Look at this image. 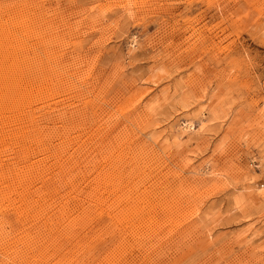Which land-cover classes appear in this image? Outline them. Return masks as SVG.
<instances>
[{
  "label": "rangeland",
  "instance_id": "obj_1",
  "mask_svg": "<svg viewBox=\"0 0 264 264\" xmlns=\"http://www.w3.org/2000/svg\"><path fill=\"white\" fill-rule=\"evenodd\" d=\"M0 56V264H264V0H0Z\"/></svg>",
  "mask_w": 264,
  "mask_h": 264
},
{
  "label": "bare ground",
  "instance_id": "obj_2",
  "mask_svg": "<svg viewBox=\"0 0 264 264\" xmlns=\"http://www.w3.org/2000/svg\"><path fill=\"white\" fill-rule=\"evenodd\" d=\"M3 55V54H2ZM7 55V54H6ZM1 57V56H0ZM1 59H3V58H1ZM14 60H16V59H14ZM17 62V61H16ZM14 64V63H13ZM17 64V63H16ZM1 65V64H0ZM20 65V64H19ZM14 66H15V64H14ZM10 67V66H9ZM23 67V66H22ZM26 67V66H25ZM1 68V67H0ZM17 68H18V66H17ZM91 68V67H90ZM3 69V68H2ZM14 69V68H13ZM12 70V69H11ZM17 71L19 70V69H16ZM16 70H13V71H11V72H15ZM21 70V69H20ZM31 70V69H30ZM51 70V69H50ZM16 71V72H17ZM26 71V70H25ZM4 72H5V69H4ZM27 72V71H26ZM157 72H159V65H154L152 68H151V73L149 74L150 75V80L149 81H145V82H142V87L144 88V92H151V89H152V87L155 85H157L158 83L154 80V78L156 77V74H157ZM1 74H2V72H0ZM6 73V72H5ZM18 73V72H17ZM24 74V73H23ZM3 75V74H2ZM8 75V74H7ZM17 75V74H16ZM20 75V74H19ZM5 76H3V78H4ZM2 78V77H1ZM2 78V79H3ZM20 78V77H19ZM18 78V79H19ZM5 79V78H4ZM3 79V80H4ZM6 79H8L9 80V78H6ZM6 79L4 80V81H6ZM59 79V78H58ZM28 80V79H27ZM12 81V80H11ZM144 81V80H143ZM1 82V81H0ZM8 82V81H7ZM10 82V81H9ZM8 82V83H9ZM2 83V82H1ZM0 83V84H1ZM22 83V82H21ZM26 84V83H25ZM71 84V83H70ZM2 85V84H1ZM1 85H0V87H1ZM12 85V84H11ZM22 85V84H21ZM28 85V84H27ZM31 85V84H30ZM4 86V85H3ZM2 86V87H3ZM9 86H10V84H9ZM32 86V85H31ZM30 86V87H31ZM154 86V87H155ZM6 87H7V85H6ZM39 87V86H38ZM9 88V87H8ZM32 88V87H31ZM69 88V87H68ZM10 89H12V86L10 87ZM26 89V88H25ZM42 89V88H41ZM155 89V88H154ZM2 90H4V89H1V91ZM7 90V89H6ZM28 90H29V88H28ZM34 90H35V88H34ZM156 90V89H155ZM7 91H9V90H7ZM7 91H4L5 93L7 92ZM13 91V90H12ZM55 91V90H54ZM57 91V90H56ZM55 91V92H56ZM143 91V90H142ZM139 92H140V90H139ZM165 91H162L161 93H164ZM1 93V92H0ZM10 93H11V91H10ZM12 93H14V91L12 92ZM11 93V94H12ZM36 93H37V91H36ZM57 93H59V92H57ZM141 93H143V92H141ZM7 94H9V93H7ZM15 94V93H14ZM34 93H32V95H33ZM39 94H41V92H39ZM140 94V93H139ZM3 95V94H2ZM5 95V94H4ZM17 95V94H16ZM143 95V94H142ZM154 97H156V94L155 95H153ZM1 97V96H0ZM13 97V96H12ZM36 97V96H35ZM14 98V97H13ZM18 98V97H17ZM32 98V97H31ZM156 98H158V96L156 97ZM156 98H154L153 100H151L150 101V103L151 104H154V103H158L157 102V100H156ZM6 99V98H5ZM11 99V98H10ZM28 99H30V98H28ZM20 100V99H19ZM26 101V100H25ZM19 102V101H18ZM28 102V101H27ZM20 103V102H19ZM1 104V103H0ZM8 104V103H7ZM13 104V103H12ZM21 104H22V102H21ZM17 105H19L18 103H17ZM29 105V104H28ZM145 105V104H144ZM4 107H5V105H4ZM11 108V107H10ZM9 108V109H10ZM15 108H16V105H15ZM19 110V109H18ZM1 111V110H0ZM15 111V110H14ZM13 113V112H12ZM21 113V112H20ZM66 115V114H65ZM62 116V115H61ZM60 116V117H61ZM1 117V116H0ZM14 117V116H13ZM3 118H4V116H3ZM74 118V117H73ZM20 119V118H19ZM11 120V119H10ZM61 120V119H60ZM10 122H12V121H10ZM7 124V123H6ZM14 125V124H13ZM67 126V125H66ZM26 127V126H25ZM63 127V126H62ZM21 128H23V127H21ZM188 128H191V125H189V127ZM20 129V128H19ZM28 129V128H27ZM27 131V130H26ZM19 132V131H18ZM1 133H2V131H1ZM6 133V132H5ZM9 133V132H8ZM12 133V132H11ZM66 133V132H65ZM68 134V133H67ZM72 134V133H71ZM13 135H15V134H13ZM19 135V134H18ZM22 135H24L23 133H22ZM3 136V135H2ZM17 136V135H16ZM8 138V137H7ZM11 138V137H10ZM10 138H9V140H10ZM21 138V137H20ZM3 139V138H2ZM25 139V138H24ZM63 139V138H62ZM11 140H12V138H11ZM10 140V141H11ZM22 140H23V138H22ZM67 140V139H66ZM19 141H21V140H19ZM24 141V140H23ZM30 141V140H29ZM32 141V140H31ZM29 147V146H28ZM28 150V149H27ZM153 151V150H152ZM67 152V151H66ZM68 160V159H67ZM116 161V160H115ZM68 164V163H67ZM186 165H187V163H186ZM15 170V169H14ZM188 171H190V169L188 168ZM64 173V172H63ZM104 174V173H103ZM75 186V185H74ZM144 186V185H143ZM126 200V199H125ZM124 203V202H123ZM74 204V203H73ZM45 215V214H44Z\"/></svg>",
  "mask_w": 264,
  "mask_h": 264
}]
</instances>
